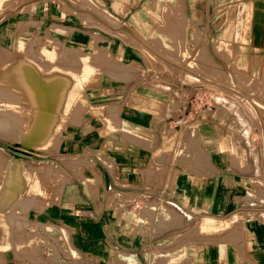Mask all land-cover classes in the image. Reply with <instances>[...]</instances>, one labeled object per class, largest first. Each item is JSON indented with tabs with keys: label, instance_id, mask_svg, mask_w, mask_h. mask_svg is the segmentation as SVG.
I'll use <instances>...</instances> for the list:
<instances>
[{
	"label": "rangeland",
	"instance_id": "obj_1",
	"mask_svg": "<svg viewBox=\"0 0 264 264\" xmlns=\"http://www.w3.org/2000/svg\"><path fill=\"white\" fill-rule=\"evenodd\" d=\"M40 1L43 0H0V122L5 121L4 124L1 123V126L5 125L6 128L16 132V137L0 136V148L4 150L7 158L0 160V195L5 194L11 177L12 187L15 189L18 185L19 176L16 165H12L10 176L11 162L8 161L10 158L16 162L22 159L27 181L30 182L18 197L10 192L12 204L6 210L0 211V225L3 227L2 229L0 226V236L5 238L0 242L1 258H5L7 254H13L15 258L20 259V255L31 247L34 248L31 249L30 255L37 258L39 257L37 247L43 248L41 252L49 249L47 246L37 244L45 235L41 227L44 222V212L43 206L39 203V196L48 190L50 181L54 178L58 179L61 187L64 186L65 189L61 202L63 207L65 204L69 205L71 211L84 218L97 217L96 214L86 212L92 199L86 193L84 180L67 182L70 177L56 166L59 159H63L64 164L69 168L78 170L79 161L75 159L88 157L89 160L82 161H93L101 168L102 155L108 152L114 154L119 147V138L126 137L122 127H114L118 123L117 118L110 115L112 110L127 103L114 99L125 87V81L121 80L125 64H118L115 61L119 54L114 51L115 47L111 38L103 36H107L106 29L111 30L112 27L128 29L127 31L134 36L130 28L133 23L118 21L108 14V11L105 13L90 5V10L96 15L106 17L105 23L99 19L91 20L90 15L87 16L83 11L89 6L81 4L83 7L78 5V10L74 13L64 11V14L70 16L74 22L70 35H65V32H60L62 27L57 24L60 20L47 15L44 7L39 4ZM110 6L107 4L108 10L111 9ZM133 8L134 6L131 11ZM161 10L173 12L174 8L163 5ZM164 24L163 45L154 46L146 43L152 51L157 52L158 58L147 54L149 63L144 64V68L139 61L133 62L127 70L130 72V67L136 68V74L132 76L124 74V78L130 80L145 72L148 67L154 72L147 75L150 80L166 83L157 80L163 76L179 80L180 83L171 86L173 89L170 93L172 96L178 90L175 95L180 91L185 99L183 100L181 94L184 104L175 103L174 99L169 102L171 111L176 110L180 112L179 114L182 113L180 116L168 119V121L173 120L170 123L173 127H169V131L173 130L178 134V142L174 146L175 150H172L171 160L181 155L182 157L199 156L206 162L208 157L221 158L222 187L227 190L226 198L233 202L237 197L239 209L245 206L244 201L252 202L249 206H253L254 209L264 208V205L256 203H264V196L259 193L257 185L258 182H264V66L237 67L233 65L227 68L216 63L207 45V33L199 52L193 56V49L199 41L198 30L185 33L183 32L185 28L171 29L172 21H165ZM168 27L169 29H166ZM153 38L157 36L152 37V40ZM132 40L134 39L130 40L134 44ZM31 77L35 78L34 82L40 81L42 84L64 80L67 85L56 100L49 104L46 98L37 94L41 100L38 98L35 88L28 81ZM149 81L146 84L149 85ZM153 84L152 81L151 85ZM147 88L153 89L150 85ZM133 90L132 88V92ZM219 97L234 101L250 123L248 143L256 152L258 161L256 174L252 171H244L249 168V164L236 129L210 119V115L216 111H219L221 115L224 113L223 107H219L217 103ZM121 110L124 113V107ZM45 112H48L47 115ZM43 117H50L47 119H53V121L50 120L53 123L50 124L47 119L45 122ZM108 125H110L109 128H107ZM36 132L38 136L33 139L35 143L30 146L26 140L32 139ZM168 135L164 133L160 136L166 141ZM37 139L40 141L38 142ZM173 140L172 138L167 141L168 149H171ZM18 149L27 150L29 153H18ZM230 159H232V165L229 163ZM53 161H55L54 164H52ZM85 173L86 177L92 176L87 169ZM69 190H73L76 196L70 198ZM93 192L97 197V193ZM173 212L176 211L173 210ZM175 214L178 215L177 212ZM165 215L167 212L164 206L158 205L159 221ZM184 217H179L182 219L181 223L187 222L188 217L185 214ZM34 222H38L37 226ZM192 224L194 223L191 222L190 225ZM204 225L200 224L202 229H205ZM162 227V225L159 227L157 234L168 229L162 231ZM62 228L66 238L69 239L68 230L65 226ZM195 230L200 231V228L195 226L192 233H197ZM229 230L231 229L223 226V237ZM45 231L51 235L63 237L61 231L51 228V225L49 228L46 227ZM180 231L181 228L170 230L160 239L170 237L177 245L182 239ZM239 231L235 230L229 237L240 238ZM26 236L31 238L30 241L21 240ZM185 237L187 238L188 235ZM159 247L153 246L155 252L158 253L160 249L165 251V247ZM194 247L197 248V245L195 244ZM174 251L179 253L182 249L178 247ZM6 263L0 261V264ZM18 263L23 264L22 261ZM81 263L83 264V261Z\"/></svg>",
	"mask_w": 264,
	"mask_h": 264
},
{
	"label": "crops",
	"instance_id": "obj_2",
	"mask_svg": "<svg viewBox=\"0 0 264 264\" xmlns=\"http://www.w3.org/2000/svg\"><path fill=\"white\" fill-rule=\"evenodd\" d=\"M85 1L43 0L39 4L44 7L47 15L60 20L57 24L62 27L60 32H65V35H70L74 22L64 11L74 13L78 10V5L89 6L83 11L87 16L90 15L91 20L99 19L105 23L106 17L96 15L90 10V5L102 12L108 11L118 21L133 23L130 28L134 36L128 29L115 27L111 30L107 28L108 35L103 36L111 38L114 51L119 54L115 61L125 64L121 75L125 87L114 99L127 103L112 110L110 115L117 118L118 123L114 127H122L126 137L119 138V147L114 154L108 152L102 155L101 168L93 161H82L89 160L88 157L75 159L79 161L78 170L69 168L63 159H59L56 166L70 177L67 182L84 180L86 193L92 199L86 212L96 214L97 217L84 218L71 211L69 205L65 204L63 207L61 202L65 189L54 178L50 181L48 190L39 196L45 222L41 227L45 235L37 244L49 249H44L43 253V248L36 246L39 257L34 258L30 255L34 248L31 247L20 255V259L7 254L5 258L0 257V261H5L6 264H19L20 261L23 264H82V261L83 264H158L162 261L166 264H264V208L254 209L249 206L252 202L244 201L245 206L239 209L237 197L233 202L226 198L227 190L222 187V159L208 157L206 162L199 156L181 155L171 160L178 134L173 130L169 131L168 128L173 127L170 124L173 120L168 119L182 113L171 111L169 102L174 99L177 103L174 95L178 90L172 96L170 92L173 89L171 86L180 83L179 80L164 76L157 80L168 84L150 80L147 75L154 72L148 67L145 72L130 80L123 76L136 74V68L130 67V72L127 70L133 62L139 61L141 67L148 64L147 54L158 58L157 52L152 51L146 43L163 45L165 21L173 22V30L185 28V33L198 30L199 41L193 49V56L199 52L207 33V45L216 63L227 68L233 65L264 66V0ZM107 4L111 5L110 10L107 9ZM163 5L173 7L174 11H162ZM155 36L157 38L152 40ZM130 37L134 39V44ZM148 81L153 89L147 88ZM181 94L183 96L182 92ZM164 133L169 134L166 141L160 136ZM172 138L171 149H168L167 141ZM54 163L55 161L52 162ZM229 163L232 165V159ZM86 169L92 173L91 177H86ZM93 191L97 193V197ZM69 193L70 198L76 196L73 190H69ZM169 202L182 210L188 217L187 222L181 223L182 219L170 209ZM158 205L164 206L167 212L160 221ZM191 222L194 224L190 225ZM48 223L51 228L61 231L63 237L47 233L45 230L50 226ZM201 223L205 224V229L201 228ZM34 224L37 226L38 222ZM161 225L162 231L168 229L157 234ZM62 226L68 230L69 239ZM195 226L200 231L192 233ZM223 226L231 229L224 237ZM1 228L3 229L2 226ZM180 228L182 239L177 245L170 237L160 239L166 232ZM235 230H240V238L229 237ZM197 235L201 237H193ZM1 236L0 242L5 239ZM27 239L30 241L31 238L26 236L21 240ZM195 244L197 248L194 247ZM160 245L165 247V251L160 249L158 253L155 252L153 246L157 248ZM178 247L182 249L179 253L174 251Z\"/></svg>",
	"mask_w": 264,
	"mask_h": 264
},
{
	"label": "bare ground",
	"instance_id": "obj_3",
	"mask_svg": "<svg viewBox=\"0 0 264 264\" xmlns=\"http://www.w3.org/2000/svg\"><path fill=\"white\" fill-rule=\"evenodd\" d=\"M13 67V66H12ZM11 67V68H12ZM28 67V66H27ZM36 68V67H35ZM38 69V67H37ZM10 71V70H9ZM7 72V71H6ZM40 74V73H39ZM63 74V73H62ZM13 75V74H12ZM57 74H55L56 76ZM59 75V74H58ZM10 76V75H9ZM8 76V77H9ZM54 76V75H53ZM62 76V75H61ZM11 77V76H10ZM43 77V76H42ZM52 77V76H51ZM66 77V76H64ZM72 77V76H71ZM70 77V78H71ZM7 78V77H6ZM5 78V79H6ZM45 78V77H44ZM49 78V77H48ZM47 79V78H46ZM67 79V78H66ZM72 79V78H71ZM70 79V80H71ZM75 79V78H74ZM11 80V79H10ZM35 78L31 77L28 81L29 83L35 88V92H36V95L38 94L39 96L41 97H44L48 100L49 104L53 103L54 100H56V98L61 94V92L64 90L65 86L67 85L65 83L64 80H56L52 83H48L46 84L45 82H43V84L40 82V81H35ZM48 80V79H47ZM69 80V81H70ZM76 81V80H74ZM72 81V82H74ZM14 82V81H13ZM70 82V83H72ZM15 83V82H14ZM19 85V83H18ZM157 85V83H156ZM70 86V85H69ZM26 88V87H25ZM29 89V88H27ZM163 89V88H162ZM164 89L166 90V88L164 87ZM28 93V92H27ZM64 93V92H63ZM30 95V93H28ZM37 95V96H38ZM38 96V98H39ZM34 99V98H33ZM40 99V98H39ZM38 99V101H39ZM175 99L177 102H181L182 101V98H181V93L180 92H177L176 95H175ZM41 100V99H40ZM41 102V101H39ZM43 103V102H42ZM217 103H218V106L219 107H223L222 110L224 111V113H222V115L219 113V111H216L214 112L212 115H210V119L216 123H219V124H223V125H227L229 127H232L234 129H236V132L239 134V137L241 138L240 140L242 141V150L244 149L245 150V154H246V160L249 164V168H247V170H244V171H252L254 172L255 174L258 173V161H257V156H256V152L251 149V147L249 146V143H248V130L250 128V123L248 122L247 118L242 114L240 108L238 107V105L232 101V100H229V99H226L224 97H219L217 99ZM41 104V103H39ZM45 104V103H44ZM43 106V105H42ZM46 106V104H45ZM44 106V107H45ZM52 107V106H51ZM50 107V108H51ZM54 107V105H53ZM52 107V108H53ZM59 109V108H58ZM52 110V109H51ZM46 115L48 112H45ZM44 114V113H43ZM45 115V114H44ZM43 115V116H44ZM51 118H53V116H50ZM49 117V118H50ZM44 118V117H43ZM48 118V117H47ZM46 117L44 118L45 119V122H46ZM48 118V119H49ZM47 119V120H48ZM53 121V119H50ZM48 120V121H50ZM5 121H2L0 122V136L2 137H16V132L15 131H12L11 129H8L4 126H1V123L4 124ZM44 122V124H45ZM49 123V122H47ZM53 123L50 121V124ZM2 124V125H3ZM49 124V125H50ZM43 125V124H42ZM44 126V125H43ZM46 126V125H45ZM51 126V125H50ZM42 127V126H41ZM48 127V126H47ZM10 128V127H9ZM40 128V127H38ZM46 128V127H45ZM50 128V127H49ZM49 128H48V131H49ZM44 129V128H43ZM39 130V129H38ZM47 130V129H46ZM37 131V129H36ZM47 133V132H46ZM46 135V134H45ZM38 136V132H36V135L32 137V139L30 138L29 140H26L29 142V145H33L35 142L33 139H35L36 137ZM42 138V137H41ZM38 141V139H37ZM40 141V140H39ZM38 141V142H39ZM2 159H7L6 156H5V152L2 148H0V160ZM7 161V160H6ZM8 161H10V167H9V170H10V176H11V167L12 165H16L17 166V173H18V185L17 187L14 189L12 187V177L9 179L8 181V186H7V190L5 192V194L2 196L0 195V211H3V210H6L10 205H11V197H10V192L13 194V196L15 197H18L23 191H25L26 189V185L28 184L29 181H27V177L24 172V167H23V162H22V159L18 162L14 161L13 158H10ZM97 169V168H96ZM240 170V169H239ZM13 175V174H12ZM16 176V175H15ZM30 183V182H29ZM258 187H259V193L261 195L264 196V182H258L257 183ZM152 198V197H151ZM168 205L171 207V209H174L177 213H178V217L180 216H183L184 217V214L182 212V210L174 203H168ZM173 211V210H172ZM174 212V213H176ZM185 218V217H184ZM4 219V218H3ZM3 221V220H2ZM183 222H185V220L183 219ZM4 225V223H3ZM5 226V225H4ZM123 261V260H122ZM127 263V262H126ZM126 263H122V264H126ZM159 264H166L165 262H162V263H159Z\"/></svg>",
	"mask_w": 264,
	"mask_h": 264
},
{
	"label": "water",
	"instance_id": "obj_4",
	"mask_svg": "<svg viewBox=\"0 0 264 264\" xmlns=\"http://www.w3.org/2000/svg\"><path fill=\"white\" fill-rule=\"evenodd\" d=\"M17 152L22 153V154H28L29 153L27 150H21V149H18Z\"/></svg>",
	"mask_w": 264,
	"mask_h": 264
}]
</instances>
